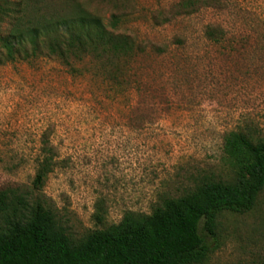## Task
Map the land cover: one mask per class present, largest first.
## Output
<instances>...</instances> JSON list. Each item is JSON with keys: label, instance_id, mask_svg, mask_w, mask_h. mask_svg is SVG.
I'll use <instances>...</instances> for the list:
<instances>
[{"label": "rangeland", "instance_id": "obj_1", "mask_svg": "<svg viewBox=\"0 0 264 264\" xmlns=\"http://www.w3.org/2000/svg\"><path fill=\"white\" fill-rule=\"evenodd\" d=\"M80 1L147 45L128 82L45 53L0 62V190L31 189L50 140L56 165L34 195L75 237L232 177L226 134L264 136V0ZM209 25L225 38L208 39ZM208 239L204 264H264V189Z\"/></svg>", "mask_w": 264, "mask_h": 264}, {"label": "trees", "instance_id": "obj_2", "mask_svg": "<svg viewBox=\"0 0 264 264\" xmlns=\"http://www.w3.org/2000/svg\"><path fill=\"white\" fill-rule=\"evenodd\" d=\"M122 20L113 13L105 21L80 0H0V62L45 53L71 70L89 65L121 87L148 49L120 31ZM206 37L220 42L225 34L209 25ZM41 150L31 189L0 190V264H204L217 247L208 238L215 236L219 216L252 210L264 189V136L232 130L224 141L232 177L206 178L164 198L151 213L129 210L120 222L75 237L34 195L56 165L50 140Z\"/></svg>", "mask_w": 264, "mask_h": 264}]
</instances>
